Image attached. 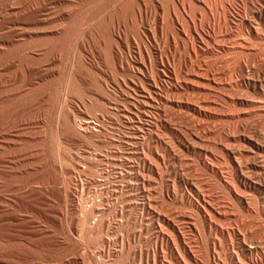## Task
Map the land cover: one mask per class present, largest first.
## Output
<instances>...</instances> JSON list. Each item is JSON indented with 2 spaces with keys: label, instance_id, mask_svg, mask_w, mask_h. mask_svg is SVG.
Listing matches in <instances>:
<instances>
[{
  "label": "rangeland",
  "instance_id": "obj_1",
  "mask_svg": "<svg viewBox=\"0 0 264 264\" xmlns=\"http://www.w3.org/2000/svg\"><path fill=\"white\" fill-rule=\"evenodd\" d=\"M16 13L0 34L62 40L44 44L38 74L15 57L0 79V97L14 95L1 124L29 131L2 151L26 172L0 173V252L16 264H264V0H0V21ZM69 117L99 133L69 132Z\"/></svg>",
  "mask_w": 264,
  "mask_h": 264
},
{
  "label": "bare ground",
  "instance_id": "obj_2",
  "mask_svg": "<svg viewBox=\"0 0 264 264\" xmlns=\"http://www.w3.org/2000/svg\"><path fill=\"white\" fill-rule=\"evenodd\" d=\"M27 2V1H26ZM23 3V2H22ZM25 3V2H24ZM32 4V3H31ZM30 6V5H29ZM38 6V5H37ZM36 6V7H37ZM51 7V6H50ZM26 8L28 9V7L26 6ZM34 8V7H33ZM31 10V9H30ZM42 10V9H41ZM37 11H40V8L39 9H37ZM23 12V11H22ZM25 12V11H24ZM35 12H36V10H35ZM55 12V11H54ZM26 13H28V12H26ZM79 13V12H78ZM18 13H16V17H10V18H7V17H3L2 18V20L0 21V30H3V29H5V28H7V25H9V24H17L18 22V20H20L19 19V17H18V19H17V15ZM24 14V13H23ZM31 14H32V12H31ZM36 14L37 13H35L34 14V16L33 15H31V16H33V18H34V20L32 21L33 22V24H37V25H39V24H41V23H48V22H51L52 21V19H54V18H52V19H50L51 17H49V19L51 20H47V19H45V21L44 20H40V19H36L37 18V16H36ZM69 14V13H68ZM20 15V14H19ZM28 15H30L29 13H28ZM28 15H27V17H28ZM9 17V16H8ZM30 17V16H29ZM30 18H32V17H30ZM23 19H26V18H23ZM28 20H29V18H28ZM31 20V19H30ZM24 23H25V21H24ZM27 24V23H26ZM26 28V27H25ZM37 29V28H36ZM14 30V29H13ZM13 30H11V31H13ZM10 31V32H11ZM23 31V30H22ZM10 32H8V34H0L1 36H0V43L1 44H3V46L1 45L0 46V79L2 80L1 81V83H8V81L6 82V81H4V78H5V80L7 79L6 78V76L8 75V73H10L11 74V69L13 68V66H14V63H13V61L12 60H14L15 59V57H17L19 60H21V61H23V62H25V61H27L28 63H26L25 62V64L27 65L26 67H28V68H30L28 71H29V73H30V75H31V72L32 73H34V74H38V72H37V70H38V68H40V66H41V62L42 61H44L45 60V58H47L48 56H50L51 57V54H52V51H51V53H50V55H49V52H48V50H46L45 48H43L44 47V44L46 45V44H52L53 45V43L54 42H56V41H58L59 39L58 38H55V37H53L55 34H56V32H53V31H50V32H46L45 30H37V32H35V36L38 38L37 40L35 39L34 41H31V42H28L29 40H27V41H22V42H24V43H22V44H19V41H21V40H19L18 41V39H17V41L15 40V35L14 34H12V33H10ZM27 32V31H26ZM22 33V32H21ZM23 33H25L24 31H23ZM29 33V32H28ZM27 33V34H28ZM17 35V34H16ZM19 35H20V31H19ZM22 35V34H21ZM30 35V34H29ZM132 35V34H131ZM18 36V35H17ZM25 36V35H24ZM42 36H47V37H42ZM194 36V35H193ZM201 36V35H200ZM41 37V38H40ZM80 37V36H79ZM17 38V37H16ZM33 38V37H32ZM194 38V37H193ZM201 38V37H200ZM20 39H22L21 37H20ZM29 39V38H28ZM34 39V38H33ZM64 39V38H63ZM61 40H62V38H61ZM156 40V39H155ZM203 41V40H202ZM60 42H62V41H60ZM59 43V42H58ZM64 44V43H63ZM57 45V44H56ZM48 46V45H47ZM49 47V46H48ZM146 47V46H145ZM55 48V47H54ZM54 55V54H53ZM123 58V57H122ZM48 59H50V58H47V60ZM118 59V58H117ZM121 59V58H120ZM127 59V58H126ZM129 59V58H128ZM127 59V60H128ZM132 59V58H131ZM46 60V61H47ZM46 61H44V62H46ZM50 62V61H49ZM87 62V61H86ZM78 63V62H77ZM46 64H48V63H46ZM50 64V63H49ZM20 66V65H19ZM42 67V66H41ZM49 67V66H48ZM48 67L46 68V69H44L43 68V70H39V72H46L47 74H50V72L52 71L51 69H48ZM85 67V66H84ZM22 68V67H21ZM18 69V68H17ZM26 69V68H25ZM53 69V68H52ZM138 69V68H137ZM20 71H22V70H20ZM31 71V72H30ZM136 71V70H135ZM23 72V71H22ZM15 73V72H14ZM52 73V72H51ZM23 74H24V72H23ZM25 74H27V73H25ZM46 74V75H47ZM41 75H42V73H41ZM9 76V75H8ZM11 76V75H10ZM9 76V77H10ZM16 76H18V75H16ZM21 76H22V74L20 75V77H19V79L21 78ZM24 77H25V75H23ZM35 76V75H34ZM35 77H40V76H35ZM42 77V76H41ZM44 77V76H43ZM71 77V76H70ZM32 78H34V77H32ZM11 79H14L15 80V77H11ZM18 79V81L20 82V85H19V89H22V90H24V87L27 85V83H26V79H27V77L26 78H24V79H21V80H19ZM41 79V78H40ZM29 81V80H28ZM35 81V80H34ZM18 82V83H19ZM38 82V81H37ZM12 83V82H11ZM11 83H9V85L11 84ZM15 83H17V81L15 82ZM3 84V85H4ZM13 84V83H12ZM33 84H35L34 82H33V80H31L30 81V83H29V85H33ZM2 85V86H3ZM8 85V84H7ZM40 85V84H39ZM17 86V85H16ZM0 87H1V85H0ZM7 87V86H6ZM30 87V86H29ZM28 87V88H29ZM39 87V86H38ZM3 88V87H2ZM67 88V87H66ZM18 89V90H19ZM26 89V88H25ZM32 89V88H31ZM31 89H29L30 90V93H31ZM68 89V88H67ZM10 90V89H9ZM9 90L7 89V91L8 92H6L5 93V95H3L2 97H0V104H2V106L3 105H5V104H7L10 100H11V98H12V96H14L13 94H11V92H9ZM12 90V89H11ZM21 90V91H22ZM29 90H27V91H29ZM34 90V89H33ZM32 90V91H33ZM35 90H37L36 88H35ZM135 90V89H134ZM2 91V90H1ZM3 92V91H2ZM16 92V91H15ZM19 91H17V93H18ZM12 93H14L13 91H12ZM20 93V92H19ZM28 94H29V92H27ZM2 94H4V93H2ZM25 94V93H24ZM27 94V95H28ZM33 94V93H32ZM26 95V94H25ZM148 95V94H147ZM154 95V94H153ZM22 96V95H21ZM17 97H20V96H18L17 95ZM24 97V96H23ZM26 97V96H25ZM28 97V96H27ZM46 97V96H45ZM15 98V97H14ZM43 98V97H42ZM20 99V98H19ZM21 99H22V97H21ZM30 99V98H29ZM33 99V98H32ZM14 100V99H13ZM17 101V100H16ZM21 101V100H20ZM27 101V100H26ZM30 101V100H29ZM14 102V101H13ZM19 102V100L17 101V103ZM68 102V101H67ZM12 103V102H11ZM16 103V105H18ZM21 103H23V102H21ZM21 103H19V104H21ZM14 104V103H13ZM26 104H27V102H26ZM47 104V103H46ZM66 104H68V103H66ZM9 105H10V103H9ZM42 105V104H41ZM151 105V104H150ZM13 106H15V105H13ZM8 107V106H7ZM6 107V108H7ZM12 107V106H11ZM22 107V106H21ZM20 107V108H21ZM24 107V106H23ZM22 107V108H23ZM68 107H69V105H68ZM164 107V106H163ZM5 108V109H6ZM26 108V107H25ZM4 109V107H1V105H0V173H2V174H5V175H9L10 176V174H13V173H15V172H17V173H19V174H23V173H25L26 171H25V169H24V167H22L21 165L23 164L22 163V161H20V158H19V161H18V159H15V161H14V158H10V157H8V154L9 153H7L6 155H3L2 154V151H6L5 150V148H7V147H12V146H14L16 143H17V141L18 140H23V138H25V136L24 135H26V134H28L27 132H29V131H27L23 126V129H19L17 132H12V131H10V130H8L7 128H6V126H8V125H5L4 126V124H1V122H2V120H1V117H2V113H3V110H5ZM36 109V108H35ZM7 110V109H6ZM9 111H10V109H9ZM21 112H22V109L20 110ZM128 111V110H127ZM14 112V111H13ZM26 112H28V113H30L29 111H27L26 110ZM15 113V112H14ZM23 113H24V111H23ZM44 113V112H43ZM19 114V113H18ZM21 114V113H20ZM4 115V114H3ZM22 115V114H21ZM26 115V114H25ZM29 115V114H28ZM71 115V114H70ZM24 116V115H23ZM22 116V117H23ZM39 116V115H38ZM65 116V115H64ZM88 116H90V115H88ZM26 117V116H25ZM3 118V117H2ZM4 118H6L5 117V115H4ZM65 119H67V118H65ZM86 119V118H85ZM16 120V119H15ZM27 120V119H26ZM75 120V119H74ZM83 120V119H82ZM11 121V120H10ZM98 121V120H97ZM12 122H15V121H12ZM21 122H22V120H21ZM26 122V121H25ZM63 122H64V120H63ZM65 122H66V126H67V130L69 131V132H71V133H75L76 134V132H77V134L79 133L80 134V136H81V133H90V135L92 134V133H96L97 131H98V127H97V123H96V121L94 120H85V121H81V124H80V127L79 128H77L76 127V125H75V123H76V121H75V123H73L74 121H73V119H72V117H69L67 120H65ZM80 122V121H79ZM7 123H8V121H7ZM18 123H20L19 121H18ZM17 123V124H18ZM55 123V122H54ZM21 124V123H20ZM94 124V126H91V125H93ZM100 124V123H99ZM101 126V125H100ZM19 127H20V125H19ZM62 128V127H61ZM104 128V127H103ZM13 129V128H12ZM15 130V129H14ZM24 130H26V133H24V134H21L22 132H25ZM67 131V132H68ZM102 131V130H101ZM31 132V131H30ZM34 132V131H33ZM98 133H99V131H98ZM32 134H34V133H32ZM40 134V133H39ZM69 134V133H68ZM78 134V135H79ZM83 135V134H82ZM86 135V134H85ZM93 135V134H92ZM95 135V134H94ZM27 136V135H26ZM29 136V135H28ZM84 136V135H83ZM82 136V137H83ZM89 136V135H88ZM29 137H32L31 135L29 136ZM34 137H35V135H34ZM40 137V136H39ZM26 140V139H25ZM18 143H19V141H18ZM23 143V142H22ZM28 143V142H27ZM26 143V144H27ZM34 144V143H33ZM25 145V144H24ZM262 146V145H261ZM35 147V146H34ZM37 149V148H36ZM262 149V148H261ZM9 151V150H8ZM10 152V151H9ZM11 152L13 153V151L11 150ZM33 152V151H32ZM232 152V151H231ZM256 152V151H255ZM262 152V151H261ZM5 153V152H4ZM228 153V152H227ZM233 153V152H232ZM231 153V154H232ZM15 154V153H14ZM25 154V153H24ZM258 154V153H257ZM33 155V154H32ZM261 155V154H260ZM27 156H29L28 154H27ZM34 156V155H33ZM39 156H41V155H39ZM220 156V155H219ZM231 156V155H230ZM13 157H15V156H13ZM18 157V156H17ZM32 157V156H31ZM35 157H36V155H35ZM34 157V158H35ZM47 157V156H46ZM146 157V156H145ZM264 157V156H263ZM21 158H22V156H21ZM24 158V157H23ZM28 157H26V158H24V160L25 159H27ZM33 158V157H32ZM233 159V158H232ZM235 159V158H234ZM23 160V161H24ZM39 160V159H38ZM175 160V159H174ZM25 162V161H24ZM234 162V161H233ZM236 162V161H235ZM259 162V161H258ZM40 165V164H39ZM82 165V164H81ZM236 165V164H235ZM226 166V165H225ZM240 166V165H239ZM242 166V165H241ZM240 166V167H241ZM236 167V166H235ZM243 167V166H242ZM134 169V168H133ZM239 169H241V168H239ZM240 171V170H239ZM223 172V171H222ZM239 173V172H238ZM241 175V174H240ZM13 176V175H12ZM236 176V175H235ZM16 177V176H15ZM37 178H39V177H37ZM36 178V179H37ZM52 178V177H51ZM67 178V177H66ZM108 178V177H107ZM1 179V178H0ZM4 179V178H3ZM7 179V178H6ZM5 179V180H6ZM13 179V178H12ZM33 179V178H32ZM35 179V180H36ZM243 179V178H242ZM24 180V179H23ZM26 180V179H25ZM47 180V179H46ZM54 180V179H53ZM0 181H2V180H0ZM18 181H19V179H18ZM17 181V182H18ZM42 182H43V180H41ZM44 181H45V179H44ZM105 181V180H104ZM247 181V180H246ZM2 182H4V181H2ZM6 182H8V181H6ZM5 182V185H7V183ZM29 182V181H28ZM229 182V181H228ZM9 183H10V181H9ZM8 183V184H9ZM31 184H33L32 182H30ZM35 183V182H34ZM37 183V182H36ZM35 183V184H36ZM40 183V182H39ZM68 184V183H67ZM10 185V184H9ZM14 185V184H13ZM15 185H18L17 183L15 184ZM14 185V186H15ZM1 186H3V184H0V188H1ZM12 186V185H11ZM14 186L12 187V188H14ZM34 186L35 185H29V186H26L25 185V183H24V185H20V186H18L19 187V189H21V190H24V191H27V190H35L36 188H37V186H36V188H34ZM198 186V185H197ZM5 187V186H4ZM8 188V187H7ZM9 188H11V187H9ZM8 188V189H9ZM3 190H5L4 188H2ZM17 189V188H16ZM3 190H1V192L3 191ZM10 190V189H9ZM39 190V189H38ZM38 190L37 191H35L36 192V195H37V192H38ZM82 190V189H81ZM56 191V190H55ZM7 192H8V190H7ZM29 192V191H28ZM35 192L33 193V194H35ZM116 192V191H115ZM5 193H6V191H5ZM4 193V194H5ZM9 193V192H8ZM15 193H19L18 191H15ZM20 194H22V192L20 193ZM33 194H30L31 196L33 195ZM39 194V193H38ZM115 194V193H114ZM16 195V194H15ZM17 196V195H16ZM29 196V195H28ZM34 196V195H33ZM115 196V195H114ZM26 197V196H25ZM69 197H73V193H70L69 192ZM38 198V197H37ZM40 198V197H39ZM13 199V198H12ZM24 199V198H23ZM84 199V198H83ZM88 199V198H87ZM33 200V199H32ZM37 200V199H36ZM14 201H16V200H14ZM86 201V200H85ZM44 202V201H43ZM101 202V201H100ZM12 203V202H11ZM16 203H18V202H16ZM23 203V202H22ZM149 204V203H148ZM213 204V203H212ZM90 205V204H89ZM101 204H99L97 201H95V200H93L92 201V205H91V207H87V210H86V212L87 213H92V212H95L97 209H99V206H100ZM80 206H82V205H80ZM201 206H202V204H201ZM223 206V205H222ZM150 207V206H149ZM82 208L84 209L85 207H83L82 206ZM102 209V208H101ZM100 209V210H101ZM198 209L205 215V218L207 217V214H208V210L206 209V208H201L200 206H198ZM10 211V209H9V206L7 205V201H6V199H5V197L3 196V195H1L0 194V219H5L7 216L9 217V215L10 214H8V212ZM10 213V212H9ZM211 213V212H210ZM8 214V215H7ZM82 215V214H81ZM209 216V215H208ZM213 216V215H212ZM211 216V217H212ZM204 217V216H203ZM211 217H209L210 219H211ZM79 222V221H78ZM209 222V221H208ZM212 222V221H211ZM207 225V224H206ZM213 225H214V223L212 224V223H209V226H210V228H212L213 227ZM3 226V225H2ZM208 226V227H209ZM4 227V226H3ZM215 228H216V226H215ZM214 228V229H215ZM219 229V228H218ZM212 230V229H211ZM216 230V229H215ZM214 230V231H215ZM10 231H11V229L9 228V224H6V228H5V232H4V236L5 237H7L8 239H11V234H10ZM219 232V231H218ZM244 236V235H243ZM7 243V242H6ZM2 243H0V245H1ZM6 245V244H5ZM3 247V246H2ZM3 251V250H2ZM7 253H9V252H7ZM14 259H12V257L9 255V254H4V253H1L0 252V264H16L15 263V261H13ZM78 261V260H77ZM18 264V263H17ZM81 264V263H80Z\"/></svg>",
  "mask_w": 264,
  "mask_h": 264
}]
</instances>
